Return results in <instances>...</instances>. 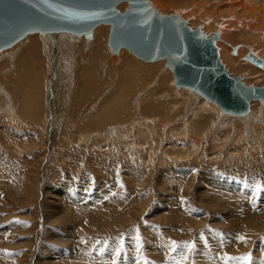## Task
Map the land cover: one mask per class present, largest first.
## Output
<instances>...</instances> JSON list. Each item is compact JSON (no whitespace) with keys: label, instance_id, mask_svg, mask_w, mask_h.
<instances>
[{"label":"rangeland","instance_id":"rangeland-1","mask_svg":"<svg viewBox=\"0 0 264 264\" xmlns=\"http://www.w3.org/2000/svg\"><path fill=\"white\" fill-rule=\"evenodd\" d=\"M169 2L150 1L161 14H179V19H184L192 29L198 26L195 23H201L200 19L193 22L180 16L176 9L166 6ZM191 8L188 12H193ZM223 11L224 7L219 10ZM204 22L208 25L209 19ZM40 32L45 31L37 29L27 34ZM53 36L48 41L52 43L46 44L37 58L36 67L46 71L42 78L45 104L41 119L23 121L22 116L14 118L15 113L9 109L15 110L30 88L19 69L29 40L20 38L6 50L18 56L16 61H0V65H7L0 67V78L5 76L8 80L0 83L7 92L0 93L5 100L0 97V264H264L262 104H258V113L249 108L247 114L235 115L230 111L226 115L220 108L217 115L211 109L202 113L197 105L193 114L190 99L185 98L190 87H181L171 80L174 75L171 70L167 77L153 82L159 68L167 64V58L145 61L124 49L136 58L142 72L156 65L158 69L146 81L145 91L137 90L130 98V106L128 100L123 102L132 109L133 121L111 122L95 130L98 133L94 130L87 133L74 122L77 116H83L85 123L89 116L100 111L97 104L118 86L119 68L96 62L95 71L104 84L99 93L90 96L79 87L76 71L82 65L94 63L86 58L91 47L80 44L83 38L82 41L79 38L76 42L80 43L71 54L66 44L69 40L55 41ZM104 40L101 39L102 58L108 60L116 54L118 62L122 48L115 52L109 42L104 48ZM255 41H232L231 53L239 45L252 44L253 50L258 49L255 53L258 56L263 49ZM215 42L217 47L221 46L220 38ZM250 53L240 60L255 68L256 65L245 60ZM41 56L46 68L40 66L44 60ZM247 66L243 67L244 72L250 74L252 68ZM251 74V78H259L250 79L246 85L264 87L262 73ZM232 75L243 79L242 74ZM153 87L164 94L154 98L165 105L164 123H160L159 116L141 111L142 104L144 108L149 105L143 100ZM181 88L185 91L178 95ZM101 95L100 103H96ZM237 121H244L248 128L236 125ZM195 122L198 124L194 125ZM200 124L202 134L196 132ZM113 126L118 127L113 130L116 134ZM240 134L244 140L239 139Z\"/></svg>","mask_w":264,"mask_h":264},{"label":"bare ground","instance_id":"bare-ground-1","mask_svg":"<svg viewBox=\"0 0 264 264\" xmlns=\"http://www.w3.org/2000/svg\"><path fill=\"white\" fill-rule=\"evenodd\" d=\"M149 1H153V0H149ZM262 2H264V1H262V0H199V3H197L196 0H170L169 5H166V6H169V7H172L174 9H176L175 11L178 12V13H180V16H184V17L187 16V19L190 20V21L193 20V22H195L194 19L195 20L200 19L201 20V23H198V24L195 23V24L200 27L201 33L209 34V35L218 33L219 34V38H220V42L219 43L221 45V46H218L219 47L218 50H219V57H220L221 61L224 63V65H225L228 73L231 76H234V75H232L233 72H235L236 74L237 73L238 74H242L243 75V79L241 78L242 79V82L246 85L247 83L250 82V79H258L259 78V77L258 78H254V77L251 78L252 77V74L251 73H256V72L262 73L261 74L262 76L260 75V78H261V80H264V66L261 67V66L255 64V63L247 60L248 62H251L252 64L256 65L255 68H253L251 66V64L242 62L240 60V58L243 55H245L248 52H252L250 54L253 55V56H256L255 53H256V51L258 49H256V50L254 49L255 50V52H254L255 55H254L253 54V51L254 50L251 47L252 44L251 45L250 44L249 45L245 44V46H243L241 44L242 46L239 45L238 48H237L238 50L235 48L234 49V54H232L231 53V49L234 47L232 41L243 40V41L247 42V41H251V40H253V41L256 40L255 42L257 43V45H261V48L264 51V48H263L264 47V3H262ZM152 4L153 3H151V5ZM126 7H127V2H123V3H120L119 4V7L118 8L121 11H124V9ZM159 7L160 8H163V6H159ZM191 7H193V8H191ZM223 7L225 8V11L219 12V10L221 8H223ZM253 7H256V8H253ZM165 8H168V7H165ZM189 8H191V10L193 9V12H190V11L188 12V9ZM211 8H212V10H210ZM178 16H179V14H178ZM206 19H209L208 25H206L205 22H204ZM201 26H203V27L201 28ZM110 29H111V26L109 24H107V23H101V24H99L98 26H96L93 29L94 30L93 33H92V31L89 33L90 35L92 34L90 37H88L87 34L86 35L83 34L84 32H82V35H80V34H77V33H80V32H77V31H73L72 32V30L71 31H68L66 29H56V30H51V31L47 30V31L42 32V33L40 32L39 35H37L35 33H29V34H27L31 30H32V32L35 31V30H37V29L34 28V29H31V30H28L27 32H25L24 33L25 35L23 34L24 36L21 35L13 43L1 47L0 48V61L1 62H3V61L4 62H6V61L10 62L8 60V59H10L11 60L10 63H12V60L15 59V61H16V59H18L17 58L18 56L17 55L15 56L14 53H12V54L11 53H7L6 50H8V47H11L13 44H15L18 41H20V38L21 39L26 38V40H29L27 43H25V46H24V49H23L24 50L23 53L25 54V55L23 54V56H25V57L22 59V61H21V67L19 69H20V74H22L24 77H26L25 80L27 82L28 88L29 87L30 88H29V90L27 92L25 91L26 92L25 94L23 93L24 94V98H22V100L20 102L21 104L19 106L15 107L16 108L15 109L16 111L13 110L12 107H9L10 111H13L15 113V115L12 114V116L14 115L13 116L14 118H15V116L16 117L17 116H19V117L22 116L21 118L23 119V121L25 120L27 122L29 120L30 121H34L35 119H37L39 117L41 119V116H39V115H40V113L42 111L43 105L45 104V96H44V93H43L44 88H43V81H42L43 79L42 78H43L44 73L46 71L43 70V69H38L36 67L37 64H38L37 63L38 62L37 58H39V53L41 54V52H43L42 51L43 50L42 48H44V46L46 44H47V46H49L48 44L52 43V41L50 43H48V41H49V37H52L54 35L53 37H55V41H58L57 39H59V38L60 39L61 38H63V39L65 38L66 41L69 40L68 41L69 44L68 43H66V44L68 45V47H69L68 48V51L71 54L73 53V49L75 50V48H77L76 47V44L80 43V42H78V43L76 42V40H78L79 38H81V41H82V38H83V43H80V44H84L85 47L88 48V49L91 47V49H90L91 54H88L86 58H88V60H90V63L92 61H94V63H91V64L88 63V65H82V67L78 68V70L76 71V73H78L77 74V76H78L77 79L80 82L79 87H81V89H84L83 91L86 90L87 91V94H89L90 96H92L93 94H95L97 92L99 93V90L101 91V88L103 87V84H104L103 82H100V78H99V75H98L99 72H96L95 71V68L94 67L96 66L95 65L96 62H99L100 61L103 64V66L108 64V67H111V66H114L115 67L116 66V67L119 68L120 79H118L119 82L116 81V82H118V86L114 90H112V92H111L110 95H108L107 97H105L106 96L105 95L104 96L105 98L103 100H101L102 101L101 103L98 102V101L100 100V98L102 97V95L99 97V99L96 100V103H100V104H97L98 105L97 107L99 108V110L101 112L100 111H96V112H94L91 115L90 110H88L87 112H89L90 115H91L89 117L92 119V117L94 116V118L92 120H90V118H89L88 121H86V122L84 121L85 123H83L82 122V120H83L82 117L83 116H77L78 118L76 119V121L74 123L77 122V124H79L78 126L80 128H83L84 127L82 130H85L88 133V132H92L93 130L94 131L95 130H101L106 124H111V122L112 123L113 122H116V123L117 122H123V123L126 122L127 123V121L129 119H131V121H133V118H134V116L132 117L133 111H132V109H129V107H128V106H130V98L136 93L137 90H140L141 93H142V91L143 92L145 91L146 85L148 84V82H146V81L150 80L151 77H153L155 75V71L158 69V67H156V66H159V65L154 66L152 68V70H150V71H143L142 72L143 67L142 66L140 67L139 62H137L136 58H134L133 55L131 56L126 51H124V49H127L125 47L122 48V53L120 55L121 56V59L118 62H117V60H118L119 56L116 55V54L113 57L108 58V60L102 58V56H101V53H102L101 52V48H102L101 43H103V42L101 41V39L102 38H105V40H104L105 43L103 44V47L105 48V45H107L108 42H109L108 39H109ZM85 33H87V32H85ZM200 36H201V34H200ZM217 40H219V39H217ZM245 42H243V43H245ZM94 44L96 45L95 48H94ZM215 44H216V42H215ZM107 47H110V46H107ZM127 50H129V49H127ZM263 51H262V53L261 52L258 53V56H256V57H259V58H261V59L264 60V53H263ZM107 54H108V52H107ZM131 54H132V52H131ZM4 56H7V58L6 57L3 58ZM86 58H84V60H83L84 62H85ZM70 59H73V58L71 57ZM110 59H116V60L113 61V60H110ZM158 60H160V59H158ZM41 62H43V63H41L40 66H42V64L44 65V67L47 66L45 59L43 61H41ZM100 62H99V64H100ZM49 63H51V62H49V59H48V66H49ZM1 64L2 65H0V67L1 66L7 67V65H4L3 63H1ZM92 64H94V65H92ZM171 65H172V63H169L167 61V64H166V62H165L164 65L159 68L158 74L156 75L157 77H156V79L153 82H156L157 83V81L162 80L163 78L167 77L169 70H171L172 74H174L173 75V78L171 80H176L175 82L177 83L176 75H175L174 70H173V67H171ZM247 65H249L252 68V69H249V70H252V71H250L251 72L250 74H247V73L244 72L245 70H244L243 67L249 68ZM16 67H18V66H16ZM66 67H69V66H66ZM256 67H258L259 69H257ZM15 71L18 72L19 70L17 69ZM105 73H107V72H105ZM14 74L15 73H13V75ZM111 74H112V72H111ZM9 75H12V74H9ZM3 77H5V76H2L0 78V83H2V85H3L4 81L7 80V78H3ZM6 77H7V75H6ZM11 77H13V76H11ZM16 77H17V75H16ZM106 78H107V76H106ZM11 80H13V79H11ZM25 80L23 79V81L21 83L23 84V82H25ZM108 80H109V78H108ZM17 82H18V80H17ZM106 82H107V80H106ZM25 84L23 86H25ZM260 84L262 85L263 83L260 82ZM14 85H16V84H14ZM113 86H116V84L113 85ZM179 86L184 87L185 85H179ZM12 87H14V86H12ZM187 87H190V86H187ZM24 88L25 87H23V89ZM5 89L6 88L4 87V90H3V88L0 85V93L3 92V91L6 92ZM191 89H193V91H191ZM21 91H23V90H21ZM175 91H177V89H175ZM183 91H185V88H181V90L178 91V95H179V93L182 94ZM186 91H187L186 92V94H187L188 93V88L186 89ZM151 92L153 93V96H149V94ZM6 94H7V92H6ZM159 94L160 93H157V91L154 90V87H153V89L151 88L150 92H148L144 96L146 101L143 100L144 102H148L149 103V105H147L148 107L146 106L144 108V104L141 103L142 101L140 102L139 105H141V104L143 105V106H141L142 109L140 108L141 111H143L142 114L145 113V114H148V115H156V116H159L160 117L159 118L160 119V123H164L163 122L164 121V118L165 117L167 118V116H166L167 114L164 112V106L165 105H164L163 102L157 103V102H159L158 100L155 102V99H154L155 97L159 98L158 97ZM162 94H160V95H162ZM181 94H180V96H181ZM1 96L2 95H0V97ZM187 97L190 99L189 100L190 103L189 102L188 103L190 104V106H193L191 108L193 110V111H191V112H193V114H194V110H197V109L200 110V111H202V110L205 111V109L206 110L207 109H211V110H214V111H217L218 112L220 108L222 109V111L224 112V114H226V112H227L228 115L230 114L229 112L231 110H227V109L221 107V105H219L214 100L210 99L208 96H206L199 89H195L193 87H190L189 95H187L185 98H187ZM90 98H92V97H90ZM1 99H2V101H5V100H3V96H2ZM60 99H61V97H60ZM126 100L129 101L128 106H126L123 103ZM88 101H89V98H88ZM171 101H173V100H171ZM255 102H257V103L255 104V106H253L252 103H255ZM10 103H12V102H10ZM6 104H9V103L6 102ZM172 104H174V103H172ZM258 104H262L263 109H264V101L263 100H260V99H251L249 101V107H248V109L246 111H243V112H246L245 114H247L249 112L248 110L250 108V110H252V109L253 110L254 109L257 110V113H258L259 112V110H258L259 109ZM197 105H199V107L197 109H195V106H197ZM38 107L40 108L39 109L40 111L37 110ZM80 108L82 110V106H80ZM77 109H79V108H77ZM263 109H262V112L264 111ZM42 112H44V111H42ZM75 112H76V110H75ZM243 112H241V113H243ZM7 113H10L9 110H8ZM202 113H203V111H202ZM145 114L143 116H147ZM236 114H240V113H235V115ZM217 115H220L219 112L217 113ZM232 115L234 116V114H232ZM260 115H261V113H260ZM195 116H196V112H195ZM242 116L244 118V115H242ZM218 117L219 116H217V118ZM223 117H222V119H223ZM250 117H252V113H250ZM153 119H155V118H153ZM148 121H149V119H148ZM193 121H191V124L192 125H193ZM231 121H233V120H231ZM234 121H236V117H235V120ZM141 122L142 121L140 120L139 123H141ZM168 122H165V123H168ZM185 122H188V121H185ZM240 122L237 121L236 122V125H237V123H239L242 128L244 126H245V129L248 128L246 123L244 125V121L242 123H240ZM135 123L137 124V121H135ZM145 123L147 124V122H145ZM149 123L153 124V122H149ZM228 123H230V122H228ZM196 124H198V123L195 122L194 125H196ZM211 124L213 125L212 122H211ZM155 125H158V124H156V121H155ZM166 125H168V124H165V127H166ZM125 126H126V124H125ZM139 126H140V124H139ZM142 126H144V124H142ZM200 126L198 127V129L196 130V132L202 134V132H200V130L203 129L202 128V124H200ZM220 126H221V124H220ZM230 126H232V124H230ZM233 126H234V123H233ZM250 126H252V124H250ZM222 127H224V126H222ZM252 127H254V124H253ZM117 128L115 129V126H113L111 129H112V131L113 130L115 131V130H117ZM231 128L232 127H230V129ZM122 130H124V129H122ZM107 131H106V133H107ZM125 131L127 132V130H125ZM226 131H227V133L229 132V130H226ZM247 131H248V129H247ZM95 132H97V131H95ZM109 132H111V131H108V133ZM230 132H232V130ZM99 133H100V131H99ZM229 134H231V133H229ZM246 135H248V134H246ZM246 135H245V137H246ZM239 139L244 140L243 134H240Z\"/></svg>","mask_w":264,"mask_h":264},{"label":"water","instance_id":"water-1","mask_svg":"<svg viewBox=\"0 0 264 264\" xmlns=\"http://www.w3.org/2000/svg\"><path fill=\"white\" fill-rule=\"evenodd\" d=\"M101 23L111 26L113 51L125 47L145 61L167 58L178 85L201 90L227 110L241 113L251 99L264 101V87L228 73L215 44L218 33L200 36L199 26L190 28L177 13L161 14L149 0H0V48L34 28L90 33ZM245 59L264 66L251 54Z\"/></svg>","mask_w":264,"mask_h":264}]
</instances>
